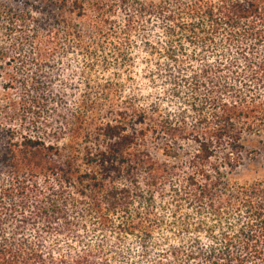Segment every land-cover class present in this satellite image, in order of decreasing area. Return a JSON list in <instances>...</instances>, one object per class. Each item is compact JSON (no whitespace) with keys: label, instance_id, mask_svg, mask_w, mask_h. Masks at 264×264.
I'll list each match as a JSON object with an SVG mask.
<instances>
[{"label":"trees","instance_id":"1","mask_svg":"<svg viewBox=\"0 0 264 264\" xmlns=\"http://www.w3.org/2000/svg\"><path fill=\"white\" fill-rule=\"evenodd\" d=\"M255 165L264 0H0V264H264Z\"/></svg>","mask_w":264,"mask_h":264},{"label":"rangeland","instance_id":"2","mask_svg":"<svg viewBox=\"0 0 264 264\" xmlns=\"http://www.w3.org/2000/svg\"><path fill=\"white\" fill-rule=\"evenodd\" d=\"M258 154H256L257 160L260 159L263 155L262 151L258 148L255 149ZM246 154V153H245ZM253 154L250 153L249 156ZM252 156V155H251ZM255 157V159H256ZM248 159L247 157H244ZM254 162V161H253ZM256 166V167H255ZM254 168H248V167H241L238 172L235 174V177L237 181L239 182H252L253 180L260 178L262 174H264V169L259 167V165H255Z\"/></svg>","mask_w":264,"mask_h":264}]
</instances>
